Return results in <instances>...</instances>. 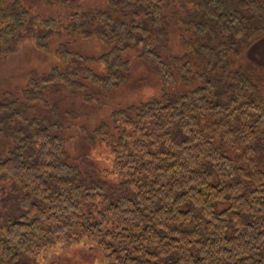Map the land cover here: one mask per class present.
<instances>
[{
	"label": "trees",
	"instance_id": "16d2710c",
	"mask_svg": "<svg viewBox=\"0 0 264 264\" xmlns=\"http://www.w3.org/2000/svg\"><path fill=\"white\" fill-rule=\"evenodd\" d=\"M113 2L118 14L96 12L100 24L92 30L108 51L93 57L60 51L64 64L30 78L17 106H0L9 112L15 142L0 159V179L10 180L15 199L14 213L0 212V264H38L37 257L84 239L95 241L105 264H264V151L257 150L264 143V104L245 71L264 65L253 59L236 65L232 58L264 36V27L254 28L255 19L263 24L256 3L190 0L188 22L179 28L187 35L179 40L184 50L174 55L168 43L174 3L181 2ZM55 26L54 18L33 15L26 0H0V56L27 38L47 50L39 30L59 34ZM132 48L158 81L201 86L115 110L86 135L87 149L109 144L111 168L102 172L121 187L112 192L95 172L96 181L85 182L68 162L55 120L61 110L50 107L48 96L57 85L79 90L73 80L80 70L92 87L110 92L129 69L121 54ZM92 62L103 71L88 67ZM223 81L237 95L224 98ZM23 105L35 106L36 115L22 118ZM20 118L24 126L15 130Z\"/></svg>",
	"mask_w": 264,
	"mask_h": 264
},
{
	"label": "rangeland",
	"instance_id": "374dc122",
	"mask_svg": "<svg viewBox=\"0 0 264 264\" xmlns=\"http://www.w3.org/2000/svg\"><path fill=\"white\" fill-rule=\"evenodd\" d=\"M115 0H70L66 6H62L57 0H26L31 13L42 19L54 18L56 21L57 33H49L39 30L40 34L48 38V48L45 51L38 49L32 39L22 41L18 49L7 56H0V106L12 105L17 106L22 98L21 90L30 78L45 75L50 72L55 65H62L59 58L60 51L66 50L71 53H78L82 56L93 57L108 51L109 47L100 42L93 35V28L100 24L96 18V12L104 10L111 15H117ZM164 4L166 0H163ZM179 1L174 3L177 11L175 17L176 26L170 31L169 50L172 54L184 50L180 44L181 37H186V33L180 28V24L187 23L188 20L184 14H188L190 9V0H172ZM251 1V0H250ZM257 5V10L261 12L259 19L263 24L254 20L256 26L264 27V0H253ZM253 2V3H254ZM254 3V4H255ZM170 5L166 3L165 5ZM181 7L183 10H181ZM170 11L167 6L163 7V12ZM95 16V17H94ZM78 17V20L75 18ZM250 21H252L250 19ZM208 31L214 32L215 26L208 24L207 20L200 23ZM252 27V26H251ZM192 28V30H194ZM54 30V27L51 28ZM90 32V33H89ZM59 51V54L57 53ZM122 59L128 61L129 69L124 72V78L113 90L104 93L90 85L87 80L83 79V70L77 71V76L73 80V86H80L79 90L73 91L63 85L55 86L48 96L50 107H59L61 112L58 121L60 128L58 133L65 139V149L68 154V162L76 164L83 176V180H95L92 172H95L98 182L101 183L105 190L118 192L120 179L104 175L103 169L111 168V155L108 143H97L91 149H87L86 135L96 127L100 122H109L110 115L113 111L137 105L145 102L158 95L164 98L172 95L175 90L194 89L201 86L197 81L188 82L180 79L175 85L163 83L151 76V72L145 67L142 60L139 59V49L132 48L121 54ZM246 59H245V58ZM235 64L244 65L251 61L260 62L264 65V36L257 39L256 42L245 52L232 57ZM255 66V65H254ZM88 67L97 72L103 71V66L97 62L88 63ZM80 69V68H79ZM82 69V68H81ZM247 76L251 77L252 85L257 86L258 100L264 104V66L256 65L252 71L247 70ZM80 72V73H79ZM228 80L226 81V84ZM231 82V81H230ZM218 87L224 98L233 94L234 87L223 85ZM232 83V82H231ZM235 83V82H233ZM240 87L242 85L240 84ZM246 88V87H244ZM225 93H228L226 95ZM243 94V93H242ZM240 96V95H238ZM250 96L244 93V98ZM24 111L22 118L30 119L34 114L35 106L23 105ZM8 111L0 110V159L6 156L12 143V127H9L10 121ZM68 114V115H67ZM36 114H34L35 116ZM22 118L20 124H13L15 130L19 126H24ZM12 125V124H11ZM7 130H10L9 132ZM18 131V130H17ZM257 148L258 153L264 151V143ZM264 154V153H263ZM87 156L85 162L83 158ZM264 156V155H263ZM81 161H83L81 163ZM89 164L86 167L85 164ZM93 169H91V168ZM96 181V180H95ZM11 182L9 179H0V212L6 216L14 213L15 199H12ZM100 205V204H98ZM85 240V239H84ZM80 241L69 247L60 250L55 249L48 253L45 260L37 257L38 264H105L106 259L103 253L98 249L95 241L90 239Z\"/></svg>",
	"mask_w": 264,
	"mask_h": 264
},
{
	"label": "bare ground",
	"instance_id": "6f19581e",
	"mask_svg": "<svg viewBox=\"0 0 264 264\" xmlns=\"http://www.w3.org/2000/svg\"><path fill=\"white\" fill-rule=\"evenodd\" d=\"M165 216V215H164Z\"/></svg>",
	"mask_w": 264,
	"mask_h": 264
}]
</instances>
